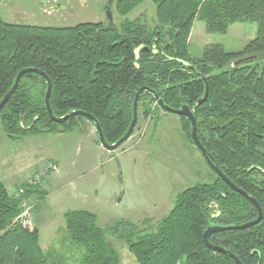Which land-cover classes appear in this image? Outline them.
I'll return each mask as SVG.
<instances>
[{
	"label": "trees",
	"instance_id": "1",
	"mask_svg": "<svg viewBox=\"0 0 264 264\" xmlns=\"http://www.w3.org/2000/svg\"><path fill=\"white\" fill-rule=\"evenodd\" d=\"M144 1L116 0L115 8L126 16ZM149 1L155 6L153 27L139 19L125 20L120 26L102 22L38 26L7 22L0 16V100L21 69L37 68L51 81L54 115L75 110L90 113L109 144L126 132L132 101L141 86L150 87L171 108L188 105L197 136L213 163L257 200L263 214L257 224L216 232L209 240L230 250L242 264H264V0ZM196 18L204 23L206 33L225 34L234 23L255 24L256 33L240 50L211 43L200 57L192 58L187 41ZM149 61L158 68L147 75L140 65ZM206 87L207 96L197 105ZM45 89L39 74L21 78L0 110L7 137L62 132L84 119L51 120ZM145 102L156 104L149 92L138 98V105ZM181 119L186 138L194 145L190 123ZM214 175L213 181L178 193L154 231L140 230L128 221L102 229L89 211L65 212L64 232L81 248L80 264H120L106 233L121 239L137 264H236L208 249L202 234L208 225L250 221L257 210ZM41 194L40 188L26 190L28 197L43 199ZM19 205L20 199L0 178V264H66L44 253L36 227L29 231L16 223Z\"/></svg>",
	"mask_w": 264,
	"mask_h": 264
},
{
	"label": "rangeland",
	"instance_id": "2",
	"mask_svg": "<svg viewBox=\"0 0 264 264\" xmlns=\"http://www.w3.org/2000/svg\"><path fill=\"white\" fill-rule=\"evenodd\" d=\"M107 2L0 0V16L7 22L38 26L81 22L120 26L125 20L135 19L150 27L156 23L155 6L149 0L126 16L117 13L116 0H112L111 21L105 13ZM255 33L256 25L247 23H234L225 34L206 33L204 23L196 18L187 41L189 53L198 58L211 43L237 51ZM182 127L181 116L165 112L154 103H139L132 135L109 151L99 144L94 126L85 118L77 119L76 126L69 130L17 138L7 137L0 121V178L13 194L26 186V180L37 173L39 166L49 160L57 163L48 157H59L57 173L43 178L37 186L41 192L45 188L48 194L42 192L43 199L40 195L30 198L33 227L37 226L39 245L46 255L51 253L66 264H80L82 250L64 232L65 212L89 211L102 229L128 221L140 230L154 231L172 209L178 193L196 183L213 181L214 173ZM106 236L118 253L120 264H137L121 239L109 233Z\"/></svg>",
	"mask_w": 264,
	"mask_h": 264
},
{
	"label": "water",
	"instance_id": "3",
	"mask_svg": "<svg viewBox=\"0 0 264 264\" xmlns=\"http://www.w3.org/2000/svg\"><path fill=\"white\" fill-rule=\"evenodd\" d=\"M112 0H108L106 6H105V13H106V17L109 21H111V13H110V9H109V4ZM114 26V25H113ZM238 63V62H236ZM235 63V64H236ZM141 69L144 71L145 74H152L154 73L157 68H158V64L156 62L153 61H149V62H144L140 65ZM29 73H36L39 74L42 78H44L45 82H46V89H45V93H44V103H45V108L46 111L50 117L51 120H53L56 123H61L66 121L67 119H69L70 117H74V116H81L85 119H87L89 122H91L95 128L96 131V135L99 141V144L104 147L106 150L109 151H113L115 149H117L121 144H123L126 140H128L130 138V136L132 135V132L134 130V127L136 125L137 122V114H138V98L140 96V94L142 92H149L150 94L153 95V98L155 99V103L157 104V106H159L163 111L165 112H169V113H174L177 114L179 116H183L185 117L189 123H190V134H191V138L194 142V145L196 146V148H198V150L200 151V153L203 155V157L205 158V160L208 162V164L211 166L212 170L214 171V173L221 178L231 189H233L234 191H236L237 193L241 194L242 196H244L245 198H247L255 207V209L257 210V215L254 219L244 222L242 224H232V225H227V226H221V225H208L203 234H202V240L204 245L210 249L213 250L215 252H219L222 253L224 255H227L229 258H231L236 264H242V262L228 249L224 248L221 245L218 244H214L212 242H210L209 237L216 232H220V231H225V230H237V229H244L247 228L249 226H252L254 224H257L263 214H262V209L259 205V203L257 202V200L250 196L247 192H245L244 190H242L241 188H239L238 186H236L221 170L220 168L215 165L212 161L211 156L207 153L206 149L204 148V146L202 145V143L200 142L198 136H197V131H196V120L193 114L192 109H190V107L188 105H182L180 108H171L168 105H166L163 100L156 94V92L154 90H152L150 87L148 86H141L135 93V96L133 98L132 101V118L131 121L129 123V126L126 130V132L114 143L109 144L105 138L104 135L102 133L101 127L98 123V121L96 120V118L91 115L90 113L81 111V110H75L72 111L64 116L61 117H57L56 115H54L51 105H50V92H51V81L49 79V77L41 70L37 69V68H31V67H27V68H23L21 69L15 76L14 78V83L11 86V88L5 93V95L3 96V98L0 100V110L2 109V107L4 106V104L6 103V101L8 100V98L11 96V94L16 90V88L18 87L21 78ZM207 92H208V88L206 87L205 90V94L204 97L200 100L197 101V105L200 104L207 96Z\"/></svg>",
	"mask_w": 264,
	"mask_h": 264
},
{
	"label": "built area",
	"instance_id": "4",
	"mask_svg": "<svg viewBox=\"0 0 264 264\" xmlns=\"http://www.w3.org/2000/svg\"><path fill=\"white\" fill-rule=\"evenodd\" d=\"M58 165L54 161H47L41 166L38 167V171L33 176L29 177L26 180V186L18 188V190H14L13 195L20 199L19 205V214L15 218V221L22 227L27 229H32L33 227V219H32V203L30 198L26 196V190L37 188V186L41 183L42 179L49 176L52 173L57 172Z\"/></svg>",
	"mask_w": 264,
	"mask_h": 264
},
{
	"label": "crops",
	"instance_id": "5",
	"mask_svg": "<svg viewBox=\"0 0 264 264\" xmlns=\"http://www.w3.org/2000/svg\"><path fill=\"white\" fill-rule=\"evenodd\" d=\"M246 40H247V39H246ZM248 40H249V39H248ZM245 43H246V42H245ZM245 43H243V45H244ZM95 132H96V131H95ZM90 133H91V130H90ZM48 158L54 159V160L57 162V165H58V160H59V159H58V158H59L58 156H50V157H48ZM56 173H57V172H56ZM56 173H55V174H56ZM55 174H53L52 177H53V176L55 177ZM50 177H51V176H50ZM47 180H48V179H45V180H44V181H45V187H46V182H47ZM42 188H43V187H42ZM42 192L45 193V195L48 194V192H47V190H46L45 188L42 189ZM43 193H42V194H43ZM36 228H37V226H36Z\"/></svg>",
	"mask_w": 264,
	"mask_h": 264
}]
</instances>
